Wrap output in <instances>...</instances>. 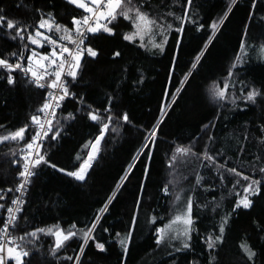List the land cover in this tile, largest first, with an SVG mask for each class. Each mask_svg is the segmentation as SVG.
Wrapping results in <instances>:
<instances>
[{"label": "trees", "instance_id": "16d2710c", "mask_svg": "<svg viewBox=\"0 0 264 264\" xmlns=\"http://www.w3.org/2000/svg\"><path fill=\"white\" fill-rule=\"evenodd\" d=\"M132 2L152 19L169 23L166 41L150 48L125 40L134 29L122 16L109 24L113 35L88 36L86 47L98 54L85 53L75 79L66 78L69 94L60 100L40 152L47 163L33 168L12 227V236L28 252L23 264H264V0ZM84 14L68 0H0V16L27 29L21 40L12 38L15 29L9 31L6 23L0 27V58L24 62L31 47L27 37L41 18L71 28L73 17ZM14 74L10 85L0 71V137L26 126L27 131L24 140L0 143L2 207L17 182L21 150L36 132L31 117L47 98L45 90ZM224 77H229L226 98L212 103L206 87ZM253 91L257 95L248 100ZM103 124L109 127L85 178L67 175L87 160ZM178 147L190 152L177 154ZM252 181L261 183L259 192L249 195L251 207L235 208ZM189 198V246L162 243L158 229L164 230ZM93 225L85 244L83 233ZM48 229L76 235L53 251ZM32 232L35 237L27 235ZM242 243L256 253L252 260Z\"/></svg>", "mask_w": 264, "mask_h": 264}, {"label": "snow or ice", "instance_id": "6c2138e0", "mask_svg": "<svg viewBox=\"0 0 264 264\" xmlns=\"http://www.w3.org/2000/svg\"><path fill=\"white\" fill-rule=\"evenodd\" d=\"M235 2V0H233ZM68 3L74 4L76 7L84 9L85 12L89 13V15L84 16L80 19L73 17L72 19V25L73 28L69 29L63 25L56 24L55 21L49 19L41 18L39 24L36 26V31L34 34H30L27 39L29 43L36 45L37 47H42L41 40L46 41L48 44L53 45V50L49 55H44L40 57V60L47 61V63H39L37 62V68L43 69L42 72L33 70V68L30 66L28 68L23 67L20 63H9L8 60L4 58H0V68H3L7 70L9 73L16 71L19 69L20 71L27 73H31L32 76V82L36 84L37 87H44V84H41V80L45 78L46 75H54L55 79L52 80L47 84V87L52 89H57L61 94L58 96H53L52 99L56 101L55 107H59V101L63 100L66 95H68V89L63 83L61 77L64 74L72 76L73 79H75L79 67H80V60L82 59L84 53L86 52L87 55L95 58L97 56V51L94 50L91 47L84 46V40L88 33H96L99 31H103L109 35L114 34V30L109 27V24L112 23V21L116 20L117 17L122 16L125 20H129L132 24V27L134 29L131 33H126L124 35V39L131 42L135 38L139 37L141 40V46L143 47V38L144 35L148 34L151 31L152 26L156 23L155 21L151 20L146 14L142 13L138 8H134L132 6V0H88V3H82L81 0H68ZM189 3H191V0H189ZM91 5V6H90ZM227 13L225 14L226 18ZM6 23V27L9 31L15 29V35L12 37L13 39H16L19 37L21 40H23L25 37L22 35L23 32L27 31L26 28L18 27V22L7 19L4 16H0V27H3ZM218 23H223V19L214 22L212 25V28L215 30L217 28ZM40 29H45L46 31H53L56 32H63L64 34L60 36V40L64 41L67 40L68 43H71L74 45L73 48H69L64 44L58 43L56 40H54L52 37L47 36L44 34V32L40 31ZM75 33V37H73L72 33ZM158 46V45H157ZM59 48V51L56 49ZM243 50V45H242ZM262 52H264V48L261 49ZM12 56H16V53H12ZM22 55V54H21ZM37 53L33 52L32 56L28 57L27 59L32 60L33 57H35ZM116 56L119 55V52L115 53ZM241 57L238 55L237 60H240ZM197 60H199V57H197ZM67 66V67H66ZM195 66V65H193ZM233 68L236 67V64L234 63L232 65ZM52 68V71L49 72L48 69ZM229 76L232 75L231 70L228 73ZM7 82L11 85L14 83V78L9 75L7 77ZM228 88V85L225 84L223 88H215L213 90V95L215 98H218L220 100H224L226 98V90ZM257 95L256 92H249L247 94L248 100H253L254 97ZM53 105L49 102H45V104L42 106V108L39 110L41 112L45 111L46 109L52 108ZM50 115L54 116L55 112L52 111ZM123 120L127 121L128 117L127 114H125L123 117ZM89 119L96 121L98 120V116L89 113ZM111 120V117L108 118ZM32 123L34 125H38L39 130L35 133V135L32 137L31 142H28L26 144V148L28 150H33L34 148H37L35 152V158L31 160V167L35 168L41 163H47L45 161L44 156L40 154L38 150V144L39 141H41L45 136L48 135V133L51 131V120H49L47 123L49 127L47 129L44 128V124L40 122L39 116H33L32 117ZM108 124H103L101 128V135L97 137L96 142L92 145V148L94 151L98 150V145L100 143V140L103 137L104 132L108 129ZM27 131V126L20 128L19 130L9 133L8 135L0 137V143H3L5 141H20L24 140L25 138V132ZM152 135H155V131H153ZM55 135L52 136V139H55ZM148 139V137H146ZM147 147V145H145ZM190 152V149L188 148H181L178 147L176 149V153L180 155H187ZM32 153L29 151V156H31ZM79 159V157H77ZM91 159H94V156L92 153H89V160L84 161L83 164H81L80 168L77 171L73 172H67V175L73 176L77 180H83L85 178V173L87 170V167H90L89 161ZM175 159V156L173 157ZM206 159L212 160L213 158L211 156H206ZM51 167H56L55 165H50ZM171 166V165H170ZM59 171H64L63 169H58ZM229 171L237 176H240L241 173L237 172L236 169H229ZM262 172H264V168L261 169ZM34 173L29 168V160L25 158V163L23 165V170L19 173L21 177L24 179L22 182L18 185V187L15 189L16 192H20L21 195H23V190H25L26 185L29 182V177H31ZM243 179L248 180L249 178L247 176H244ZM199 182V177L197 178ZM260 181H252L247 187L244 188V192L248 195H243L239 200H237L235 208H244L248 209L251 207L252 201L249 199V195H254L259 192V185ZM9 191H12L9 189ZM165 192H167V187H165ZM180 197L178 196L177 199ZM2 199V197H0ZM22 201L17 198L16 200H13V204H20ZM2 207V205H0ZM191 208H192V202L191 199H188L187 202V211L185 213H182L180 215H177L169 224L167 227L171 228L172 224H182L183 229L179 233V235L187 236L188 232L191 230L192 225V219H191ZM235 208L233 211H235ZM9 216L7 221L3 224L2 227H0V233H3L4 237H8L9 233V227L14 224L16 221V213L20 211L19 207H16L15 209L12 207H9L7 209ZM102 211H106V208ZM99 219V217H97ZM227 223V218L224 220V224ZM224 224L220 227V233L223 234L224 232ZM75 227V226H73ZM95 225H93L91 228H89L87 231L83 233V240L86 244L89 239H91L90 233L93 231ZM37 231L44 232V229H38ZM163 231V230H161ZM47 233L53 234L56 236V249H59L64 241H67L72 236H75L76 233L69 232L67 234L61 232L59 229H57L56 232L53 233L52 229H48ZM27 235L35 237L36 233H28ZM162 238V237H161ZM19 239L23 240L24 237H19ZM219 239V237L215 238ZM159 242V241H157ZM123 243V241L121 242ZM215 240L213 238H209L207 241L208 247L212 248L214 246ZM14 244V241L11 239V237H8L7 243L0 239V253H4L5 249L7 252L8 259H14L16 261V264H23L22 258L24 256L28 255L27 251H24L21 248V245L16 244L15 247H8L7 245ZM184 248H187L189 245L185 242L182 245ZM96 247L103 251L104 245L103 244H97ZM242 251L247 255L249 260H252L253 257L256 255V253L251 250L246 243L241 244ZM83 250V245L81 246V251ZM179 250V249H177ZM71 259V257H69ZM0 264H6L5 257L3 255H0Z\"/></svg>", "mask_w": 264, "mask_h": 264}, {"label": "built area", "instance_id": "2783aa9c", "mask_svg": "<svg viewBox=\"0 0 264 264\" xmlns=\"http://www.w3.org/2000/svg\"><path fill=\"white\" fill-rule=\"evenodd\" d=\"M86 3H88V1H86ZM91 6V5H90ZM87 15H89V13H87V12H85V14H84V16H87ZM83 16V17H84ZM82 18V17H81ZM80 19V18H79ZM71 28H73V26L71 27ZM71 28H69V29H71ZM64 34V33H63ZM62 34V35H63ZM91 33H88L87 34V36H86V38H85V40H84V46H86V42H87V39H88V36L90 35ZM72 35H73V37H75V33L73 32L72 33ZM60 36L61 35H54V36H50V37H52L54 40H56L58 43H60V44H64V45H66L67 47H69V48H73L74 47V45L73 44H71V43H68V41L67 40H64V41H61L60 40ZM52 46L53 45H50L49 44V47H47V48H52ZM50 50V49H49ZM57 51H59V48H57L56 49ZM51 51V50H50ZM50 51L49 52H47L46 54H43L42 56H44V55H49L50 56ZM28 58V57H27ZM9 63H12V64H15V63H20L23 67H25V68H28V67H32L33 68V70H37V71H40V72H42L43 71V69H38L37 68V65H35V64H32L31 63V61L29 60V59H26L24 62H20V61H15V62H9ZM42 63H47V61H42ZM67 67V66H66ZM0 71H4V72H6L7 73V75L9 76V75H11L13 78H14V76H15V74H14V72H11V73H9L7 70H5V69H3V68H0ZM17 72H19V73H21L22 75H23V77L24 78H27L30 82H32V76H31V73H25V72H23V71H20L19 69H17L16 70ZM48 71L49 72H51L52 71V68H49L48 69ZM67 74H64V75H62V77H61V79H62V81H63V83L65 84L66 83V78H67ZM55 79V76L54 75H46L45 76V78L43 79V80H41L40 82H41V84H44L45 86L44 87H39L41 90H45L46 92H47V98H46V100H45V102H49V103H51L52 105H53V107L52 108H49V109H46L45 111H43V112H41V111H38L37 113H35L34 115H32V117L33 116H39L40 117V122L42 123V124H44V128L45 129H47L48 127H49V125H48V121L49 120H51V122L53 121V118H54V116H52V115H50V113L52 112V111H54L55 113H56V111H57V109H58V107H55V104H56V101L55 100H53L52 99V97L53 96H58V95H60L61 93L57 90V89H52V88H49V87H47V84L49 83V82H51L52 80H54ZM33 83V82H32ZM35 84V83H34ZM36 85V84H35ZM45 104V103H44ZM59 105H60V101H59ZM32 117H31V124H32V126H34L35 128H36V132L39 130V127H38V125H34L33 123H32ZM35 132V133H36ZM44 139H45V137L41 140V141H39V144H38V150H39V152H41V148H42V145H43V143H44ZM31 140H32V138H31ZM31 140L29 141V142H31ZM36 150H37V148H34L33 150H28L27 148H26V145L23 147V149L21 150V157H22V162H21V165H20V170H19V172H18V175H17V182H16V184H15V186H14V188H13V191H12V194H11V196H10V198H9V201H8V203L4 206V207H2V208H0V217L2 218V220H3V224L7 221V219H8V216H9V213H8V211H7V209L9 208V207H12V208H16V207H19L20 208V211L19 212H17L16 213V217H18V215H19V213L21 212V210H22V207H23V205H24V203H25V200H26V197H27V193H28V189H29V186H30V183H31V179H32V177H33V175L31 176V177H29L28 179H29V182H28V184L26 185V187H25V190H23V195H21V193L20 192H16L15 191V189L18 187V185L22 182V180L24 179L23 177H21L20 175H19V173L23 170V165H24V163H25V158H27L28 160H29V168H30V170L33 172V167H31V160L32 159H34L35 158V152H36ZM29 151H31V153H32V155L31 156H29ZM4 189L3 190H0V197L3 195V193H4ZM17 198H19V200L20 201H22V203H20V204H13V200H16ZM15 223V222H14ZM14 225V224H13ZM13 225H11L10 227H9V233H8V237H11V239L14 241V244H12V245H7V246H10V247H15V245L16 244H18L17 243V240L12 236V234H11V232H12V227H13ZM3 226V225H2ZM8 237H4L3 236V233H0V239H2L4 242H5V244L7 243V239H8ZM0 255H3L4 257H5V261H6V264H9L10 263V260L11 259H8V257H7V252H6V249H5V252L4 253H0Z\"/></svg>", "mask_w": 264, "mask_h": 264}, {"label": "rangeland", "instance_id": "374dc122", "mask_svg": "<svg viewBox=\"0 0 264 264\" xmlns=\"http://www.w3.org/2000/svg\"><path fill=\"white\" fill-rule=\"evenodd\" d=\"M86 1H88V0H81L82 3H85ZM133 7L136 8L135 6H133ZM142 13H144V12H142ZM144 14H146V13H144ZM148 17L151 20L155 21L156 23L152 26L151 31L148 34L144 35V38H143V44H144V46H148L150 48L163 47V44L166 41V30L170 27V25L166 21L165 22H163V20L156 21V20L152 19L150 16H148ZM219 25H220V23H218L217 28H218ZM40 31L44 32V34L47 35V36H54L56 33L58 35H62L63 34V32H56L55 30H53V31H46L45 29H40ZM34 32L32 34H34ZM135 39H137L139 41V43L141 44V40L139 39V37H137ZM29 44L31 45V47H30V51H29V56L28 57L32 56V53L33 52L37 53V55L35 57H33L32 60H30L31 63L32 64H35V65H37V62L42 63V60H40V57L43 54H46L50 50H51L50 51V54H51V52L53 50V46H52V48H48V49H50L49 51L45 52L44 49L47 48V47H49V44L46 41H43V40H41V44L43 45L42 47H37L36 45H33L31 43H29ZM229 70H231V68H229ZM225 84H227L229 86V77H224L221 81H214V82L210 83L206 87L207 97L209 98V100L212 103L218 104V103H220V102L223 101V100H220V99L214 97L213 90L215 88H217V87L223 88ZM226 94H227V90H226ZM90 153H92L93 156H95L96 151H94L93 148L91 147ZM87 160H89V155H88ZM90 161H89V163H90ZM186 211H187V201L186 202H181L178 205V207L176 208V212H175L173 218L165 225V227H163L164 230L161 231L162 229H158L157 235H158V240L159 241H161L162 243H167V244H170V243L171 244H173V243H179V244L183 245V243H185V242L187 243L188 235L187 236L179 235V233L183 229V225L182 224H179V223L178 224H172L171 228H168L167 227L169 224H171L172 220L177 215H180L182 213H185ZM59 230L61 232L65 233V234H67V232H65V231H63L61 229H59ZM52 231L54 233V232L57 231V229H54V230L52 229ZM40 233H42V232H40ZM52 236L54 238L55 245H56V239L57 238H56L55 235H52ZM65 242L66 241H64L63 244ZM8 247H10V246H8ZM13 261H14V264H16V261L14 259H13Z\"/></svg>", "mask_w": 264, "mask_h": 264}, {"label": "water", "instance_id": "95a60500", "mask_svg": "<svg viewBox=\"0 0 264 264\" xmlns=\"http://www.w3.org/2000/svg\"><path fill=\"white\" fill-rule=\"evenodd\" d=\"M88 168H89V167H87V170H88ZM87 170H86V172H87Z\"/></svg>", "mask_w": 264, "mask_h": 264}]
</instances>
